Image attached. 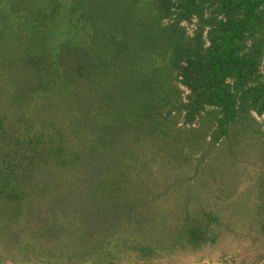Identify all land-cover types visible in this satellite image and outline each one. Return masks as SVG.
I'll return each mask as SVG.
<instances>
[{
  "label": "trees",
  "instance_id": "obj_1",
  "mask_svg": "<svg viewBox=\"0 0 264 264\" xmlns=\"http://www.w3.org/2000/svg\"><path fill=\"white\" fill-rule=\"evenodd\" d=\"M67 4L72 24L83 23L82 42L71 30L57 48L49 46L45 21L35 31L24 24L3 43L0 32V214L25 198L29 204L19 202L13 217L41 219L32 196L52 193L46 208L57 222L78 217L82 239L104 238L140 204L125 197L131 171L173 152L169 160L187 165L189 150L204 157L223 139L237 143L236 127L251 112L264 115V0ZM10 7L16 16L47 17L36 0H11ZM63 7L56 0L52 13ZM193 19L189 36L182 23ZM172 80L189 90L187 103ZM174 110L186 123L212 115L211 141L206 127L178 128ZM157 143L169 153L150 150L145 164L144 144ZM57 228L63 226L45 225L42 234Z\"/></svg>",
  "mask_w": 264,
  "mask_h": 264
},
{
  "label": "rangeland",
  "instance_id": "obj_2",
  "mask_svg": "<svg viewBox=\"0 0 264 264\" xmlns=\"http://www.w3.org/2000/svg\"><path fill=\"white\" fill-rule=\"evenodd\" d=\"M60 1L64 7L52 13L56 0H36L37 8L47 13L42 19V14L32 12L29 17L24 12L13 15L11 0H3L2 43L12 40L24 24L35 31L42 21L48 25L44 32L53 48L70 37L66 33L72 34L71 30L76 40L84 41L83 23L72 24L68 0ZM144 1L151 4L153 0ZM162 23L166 26L170 21ZM182 26L192 36L197 19ZM172 83L181 103H187L189 90L180 82ZM212 110L207 109L209 113ZM172 115L178 128L210 129L206 142L211 141L215 131L212 115L203 113L202 119L193 123H186L184 113L178 114V110ZM248 119L236 127L235 132H240L237 143L231 145L223 139L204 157L201 150H189L192 159L187 165L169 160L176 157L173 152L166 160L157 159L146 169L131 171L125 197L140 204L132 217L107 237L82 239L78 217L72 224L63 217L57 222L46 208L52 193L37 190L32 196L38 208L35 215L41 219L26 214L13 217L19 202L29 204L28 199L8 202L6 214H0L4 215L0 216V264H264V115L251 112ZM158 148V143L154 149L144 144L145 164L152 157L150 150H159V156L169 153ZM140 166H144L142 162ZM122 182L126 185L125 178ZM48 224L63 228H57L54 236L43 235L42 228Z\"/></svg>",
  "mask_w": 264,
  "mask_h": 264
}]
</instances>
